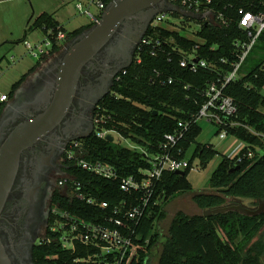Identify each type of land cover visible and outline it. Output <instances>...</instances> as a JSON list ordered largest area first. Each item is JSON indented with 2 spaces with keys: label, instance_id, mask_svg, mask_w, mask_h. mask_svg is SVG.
Returning a JSON list of instances; mask_svg holds the SVG:
<instances>
[{
  "label": "trees",
  "instance_id": "trees-1",
  "mask_svg": "<svg viewBox=\"0 0 264 264\" xmlns=\"http://www.w3.org/2000/svg\"><path fill=\"white\" fill-rule=\"evenodd\" d=\"M210 7L222 20L201 23L173 11L166 14L181 18V23L188 21L187 26L168 29L172 21L165 19L156 28L148 27L143 38L150 42H139L131 64L115 76L109 93L99 100L94 113L99 119L96 129L115 131L135 148L116 143L112 138L98 137L93 131L81 141L80 153L87 160L110 164L117 177L98 176L67 160L65 175L70 179L52 198L51 209L56 207L85 222L113 227L114 223L108 219L117 217L126 223L134 231L133 242L144 246L131 264H149L152 249L158 243L161 249L156 264H263L264 241L259 236L264 228V212L257 215L234 209L206 215L202 212L227 206L236 198L250 200L252 206L264 199V31L242 62L238 78L224 87V94L237 106L232 119L237 124L227 127V134L244 146L233 157H222L209 177L210 191L193 194L200 213L175 212L164 238L156 229L166 218V205L177 195L192 190L188 175L194 161L198 160L204 168L218 154L212 144L196 141L201 127L193 118L205 102L206 87L223 81L238 60L234 43L246 40V32L238 26V11L264 13V0H212ZM190 20L195 22L196 34L204 39L203 43L187 38L188 29L192 28ZM92 26L90 23L67 32L52 14L42 12L28 20L24 38L28 31L40 29L45 37L51 38L50 54H54L65 41ZM58 32L65 33L63 41L56 40ZM193 49L197 59L206 61V67L193 71L180 65L183 53ZM24 79L23 76L12 86L11 93ZM187 122L189 129L177 144L178 157L189 160L184 174L163 172L149 189L123 192L120 178L142 177L141 171L150 168L149 157L160 150L165 135L176 133L179 124ZM75 193L83 199L75 197ZM102 202L107 207L101 208ZM131 207H139L143 216L124 218ZM53 220L51 212L46 232L32 250L34 264H99L98 258L77 261L99 252L93 246L77 244L74 250L63 248L60 233L49 229Z\"/></svg>",
  "mask_w": 264,
  "mask_h": 264
},
{
  "label": "built area",
  "instance_id": "built-area-1",
  "mask_svg": "<svg viewBox=\"0 0 264 264\" xmlns=\"http://www.w3.org/2000/svg\"><path fill=\"white\" fill-rule=\"evenodd\" d=\"M170 1L196 16H201V19L196 18L200 20L201 23L203 22L209 24L213 23L216 19L219 20V18H222L221 16L216 17L211 9L210 3L212 0ZM86 2L88 6H94L97 8L98 11L96 14H91L87 9H83V4L80 2L76 3V7L78 10L87 14L91 19V23L94 25L100 20L108 3L106 0H86ZM238 15V26L246 32V40L234 43L235 48L238 51V60L233 64V70L223 81L220 83L212 82L206 87L204 93L205 102L193 118L194 123H200V121L206 120L217 126L218 137L220 140H224L228 136L227 127H232L237 124L232 120L237 113V106L230 96L224 94V87L229 81L238 78V70L242 62L255 44L261 32L264 31V13H254L240 9L238 11ZM165 18L166 13H158L154 16L149 27L156 28L160 26L163 24ZM167 27L168 29L173 30L179 29L174 21H172V24H168ZM196 33L197 30L189 28L187 34H191V37L187 38L195 40L197 44L203 43L204 39L200 38ZM64 39L65 33L58 32L56 40L62 41ZM141 42L148 44L150 41H148L147 38L142 37ZM24 45L33 57L46 56L50 54L52 40L49 37H45L41 42L33 45L25 40ZM194 51L195 49H193L190 53L184 52V58L181 60L180 65L183 67L187 66L189 69L196 71L200 67H206L207 63L204 60L197 59ZM169 82H171V80ZM7 99V94L0 93V102H4ZM98 122L99 119L95 117L93 122V131H95L96 136L101 138L110 136L113 139L112 133L115 131L96 129ZM179 126L180 128L176 133L165 135L164 141L159 146L160 150L156 154L149 157L150 168L145 171H141L143 174L142 177L138 178L131 175L120 178V189L123 192L131 194L147 190L154 181L160 178L163 172L185 171V169L189 167V160L187 157H178L180 149H177V144L182 139L184 133L189 129L190 123H180ZM237 142L241 143V149L244 144L240 141ZM237 144L238 143H235L233 146ZM81 148V141H72L67 147L65 153L66 160L72 161L82 170L98 176L108 179L117 177L115 168L110 164L85 159L80 153ZM192 168L193 164L191 169ZM68 178V175H64L59 180V185L64 187ZM77 186L79 187V183H77ZM74 196L83 199L81 194L75 193ZM88 202H91V200H88ZM143 204L146 206V202ZM105 207H107V203L102 202L101 208ZM51 212L54 216V220L49 229L51 232L60 233V241L63 248L74 250L77 244H81L84 246H93L98 249L99 252L93 256L77 259V261L80 260L88 262L93 261L94 258H98L99 264H131L132 261L137 258L138 251L144 249V246L133 242L132 236L134 231L117 217H110L108 219V222L114 223L113 227H109L102 224L85 222L71 216L67 212L58 210L56 207H53ZM141 216H143V212L139 209V207H131L124 213V218H127V220L139 219ZM147 242L148 240H145V243Z\"/></svg>",
  "mask_w": 264,
  "mask_h": 264
},
{
  "label": "flooded vegetation",
  "instance_id": "flooded-vegetation-1",
  "mask_svg": "<svg viewBox=\"0 0 264 264\" xmlns=\"http://www.w3.org/2000/svg\"><path fill=\"white\" fill-rule=\"evenodd\" d=\"M122 31L123 27H120L109 43L82 69L63 120L19 155L10 192L0 211V242L11 264H34L33 247L41 241L48 227L54 193L63 188L59 180L67 169V147L72 141H82L91 134L95 108L102 98L99 95L109 93L118 68L126 61L124 56L116 59L108 55V47L115 45ZM72 39L65 41L47 68L39 73V78L24 82L16 105L25 112L12 110L1 121L0 145L14 126L47 105L60 60ZM25 105L30 107L26 109Z\"/></svg>",
  "mask_w": 264,
  "mask_h": 264
},
{
  "label": "water",
  "instance_id": "water-1",
  "mask_svg": "<svg viewBox=\"0 0 264 264\" xmlns=\"http://www.w3.org/2000/svg\"><path fill=\"white\" fill-rule=\"evenodd\" d=\"M173 11L181 16L201 19V16L184 10L170 0H112L107 4L96 24L69 42L59 63L52 94L47 97V105L37 114L23 119L14 126L0 145V211L10 192L21 151L63 120L73 100L82 69L109 43L119 28L123 27V33L118 37L115 45L108 47V55L112 58L118 59L121 56L126 58V61L118 68L116 76L131 64L134 51L154 16L158 13ZM17 94L19 95L20 92ZM104 95V93L100 94L99 98ZM29 107L30 105H25L26 109ZM18 109L22 108L16 103L3 109L0 114V123L10 111ZM92 131L93 126H91V133ZM108 138L111 139L110 136ZM176 173L183 175L184 171ZM229 209L246 215H257L264 212V199L259 200L256 206L250 207L240 198H236L227 206L204 210L202 213L206 215ZM0 264H11L1 242Z\"/></svg>",
  "mask_w": 264,
  "mask_h": 264
},
{
  "label": "rangeland",
  "instance_id": "rangeland-1",
  "mask_svg": "<svg viewBox=\"0 0 264 264\" xmlns=\"http://www.w3.org/2000/svg\"><path fill=\"white\" fill-rule=\"evenodd\" d=\"M83 4V9H87L91 14L97 13V8L94 6H88L86 0H0V36L5 35L9 37L12 33L13 37H18L19 40L13 43L14 49L10 50L9 46L5 50V55L8 60H13L14 63L7 64V61H2V72L0 70V92L6 91L9 92L10 88L7 87L8 81L11 80L18 72V67H14L15 63L25 65L27 63L36 62L32 56L28 55L29 52L24 45V40L30 44H35L36 40L42 41L44 34L40 29L31 30L27 32V35L24 38L25 26L29 17L36 10V15L41 13L40 11H54L55 7L59 6V12L55 15V18L64 26L67 32H71L75 29L86 27L91 23L90 17L85 14L83 11H80L76 7L77 2ZM166 20L174 21L176 26L179 28L182 25L187 26L188 21L181 23V18L172 17L166 14ZM191 27L195 29L194 21L190 20ZM11 35V37H12ZM188 37H191V34H187ZM24 38V40H23ZM9 49V50H8ZM28 52L27 55H23ZM23 55V56H20ZM30 56V57H29ZM54 55H50V58L53 59ZM12 58V59H11ZM21 60V61H19ZM24 62V63H23ZM6 94V93H5ZM264 110V109H262ZM201 133L196 138V141L202 144H212L214 148L218 151L217 156L208 162V164L202 168L200 167L198 160H195L193 163V168L191 169L188 180L192 185V190L183 194H179L174 197L167 205L166 218L160 221L156 229L161 234V238H164L167 234L169 223L172 219V216L177 211H183L187 214L200 213L201 210L193 202V194L210 191L209 177L217 167L222 157L229 156L233 157L240 149L241 143L237 142L235 138L227 136L226 139L220 140L218 137V127L211 124L206 120L200 121ZM114 141L120 143L121 145L127 146L129 148L134 147V144L128 140L123 139L116 132L112 133ZM235 143L237 145L233 146ZM190 154V153H189ZM247 206H252L250 200H245ZM259 238H262L264 241V228L262 229ZM161 249V243H158L152 249V254L149 257V264H156L157 255ZM263 264H264V255H263Z\"/></svg>",
  "mask_w": 264,
  "mask_h": 264
},
{
  "label": "crops",
  "instance_id": "crops-1",
  "mask_svg": "<svg viewBox=\"0 0 264 264\" xmlns=\"http://www.w3.org/2000/svg\"><path fill=\"white\" fill-rule=\"evenodd\" d=\"M53 10L54 11H50V12H47V11H40V12L41 13L42 12H47L49 14H52L53 17L55 18V15L58 14L57 12H59V6L55 7V9H53ZM39 14L36 15V10H34V13L29 17V19L31 17L34 18V17L38 16ZM55 20L61 26H63L56 18H55ZM27 22H26V24H27ZM26 26H25V28H26ZM11 35H12V33H11ZM11 35L9 37H6L5 35L0 36V70H1V72H2V69H3L2 68V61L4 62L6 60L7 61V64H11V62L14 63V59L13 60H8L7 57H6V55H5V52H4L5 50H7V48L9 46H11L9 49L10 50H13L14 49V45H15V44L13 45V43L15 41L19 40L18 37H13V35L11 37ZM44 38H45V35H44ZM23 40H24V38H23ZM35 42H36L35 44H37V43H39L41 41L37 39ZM26 51L27 50H25V54H23V55H27L28 54V52H26ZM23 55H20V56H23ZM28 55L32 56L30 53ZM50 55H52V54H49V55H46V56H40V57H33L32 56L34 59H36L35 64H34V62H31L30 61L29 63H27L25 65H22V64L19 65L18 62L13 65L14 67H18L19 70H18V72H16V74H14L13 78L7 82L8 83L7 87L10 88V91L9 92H6V91L0 92V93H3V94L6 93L8 95V99L6 101L0 102V114H1V112H2L3 109H5L6 107H9V106L17 103L20 100L19 99L20 97L17 94V92H21L20 91L21 90V87L23 86V84H24V82L26 80H31L32 81V80H36L37 78L40 77L39 76V72H42L43 70H45L47 68V66L52 61V59L50 58ZM53 55L55 56L56 53H54ZM54 56L52 58H54ZM19 61H21V60H19ZM23 76L25 77V79L11 93L12 86L15 83H17L21 78H23ZM262 94L264 95V87L262 89ZM242 202L246 205V203L244 202V199H242Z\"/></svg>",
  "mask_w": 264,
  "mask_h": 264
}]
</instances>
